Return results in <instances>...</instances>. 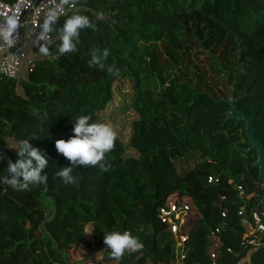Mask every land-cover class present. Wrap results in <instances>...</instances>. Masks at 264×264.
<instances>
[{
	"label": "trees",
	"instance_id": "16d2710c",
	"mask_svg": "<svg viewBox=\"0 0 264 264\" xmlns=\"http://www.w3.org/2000/svg\"><path fill=\"white\" fill-rule=\"evenodd\" d=\"M75 14L95 28L82 29L77 51L61 55L59 28ZM51 34L21 94L0 79V174L16 161L11 148L20 139L49 161L45 185L0 184V264H176L159 217L169 204L188 209L179 264H264V231L242 221L264 210V182L252 166L256 152H245L244 123L226 119L222 100L233 87L264 147V0H68ZM105 49V67H90L91 54ZM192 53H207L203 66ZM117 80L132 88L134 154L116 135L108 170L75 167L77 182L66 185L56 173L70 162L55 141L72 135L79 116L101 123ZM111 231L129 232L142 248L115 259L103 242ZM75 246L93 255L71 259Z\"/></svg>",
	"mask_w": 264,
	"mask_h": 264
},
{
	"label": "clouds",
	"instance_id": "9594fccd",
	"mask_svg": "<svg viewBox=\"0 0 264 264\" xmlns=\"http://www.w3.org/2000/svg\"><path fill=\"white\" fill-rule=\"evenodd\" d=\"M68 0H61V5L57 8L49 9L46 17L40 24V30L35 37L34 43L43 55H48L49 49L46 43L50 39V34L54 31L59 18L58 9ZM103 18V14H97L96 20ZM18 17L8 15L0 24V42L8 47L15 43V35L19 29ZM85 28H95V24L85 15H71L66 18L59 28V45L57 52L61 55L65 53H75L80 32ZM109 53L105 49L100 54L92 53L89 66H97L100 69L105 67L104 60ZM109 72H114L113 67L108 68ZM118 72V70H116ZM115 74V73H114ZM88 115L79 116L72 124V135L65 139H57L54 147L57 153L62 154L70 162V166L60 167L56 175L66 185L75 184L77 178L73 176V169L78 166H99L101 171H107L108 167L104 163L105 154L114 147L116 133L113 128L105 123L90 122ZM35 139V138H33ZM32 140V139H31ZM30 139L18 140L14 147L17 159L15 162L8 161L6 174H0V184L8 185L13 190L24 191L30 186L45 185L47 174H41L42 170L49 167V161L42 150L32 146ZM0 159H3L0 156ZM104 244L110 250L111 255L119 260L125 253L131 254L142 248L138 239L127 231H111L104 234Z\"/></svg>",
	"mask_w": 264,
	"mask_h": 264
},
{
	"label": "built area",
	"instance_id": "2783aa9c",
	"mask_svg": "<svg viewBox=\"0 0 264 264\" xmlns=\"http://www.w3.org/2000/svg\"><path fill=\"white\" fill-rule=\"evenodd\" d=\"M61 5V0H15L11 3L0 0V24L8 15H15L18 17L19 29L15 35V43L12 47H8L4 43L0 42V79L21 81L25 79L34 67L35 60L41 55L37 45L34 43L35 37L40 30V24L46 17V13L49 9L57 8ZM59 18L56 26L62 16L68 11V2L63 4L58 9ZM55 26V27H56ZM52 40V34L46 45ZM1 164V159H0ZM215 177H210L209 182L215 181ZM162 208V210L164 212ZM167 211L159 215L160 219L167 224L170 228L172 236L177 239V243L183 247V242L186 239L185 235L180 232V227L184 223V217L187 214V207L176 208L169 204ZM160 213V211H159ZM238 215H242V211L238 212ZM224 216V215H223ZM243 224L252 231L257 233L264 231V210L262 212H252L250 219L243 218ZM167 228V230H168ZM169 230V231H170ZM179 241V242H178ZM250 244H254V241H249ZM181 254V253H180ZM177 256L176 264L183 259V255ZM241 261L239 264H242Z\"/></svg>",
	"mask_w": 264,
	"mask_h": 264
},
{
	"label": "rangeland",
	"instance_id": "374dc122",
	"mask_svg": "<svg viewBox=\"0 0 264 264\" xmlns=\"http://www.w3.org/2000/svg\"><path fill=\"white\" fill-rule=\"evenodd\" d=\"M193 52V51H192ZM207 53H200L198 56V60H196V57L193 58V53H192V61L199 66H203V61L206 59ZM193 70H196L193 67ZM223 82V81H222ZM20 81H16L15 84V91L17 94H21V89L19 85ZM215 90H217L218 94H222L221 91H223V86H215ZM131 91L132 88L130 84L127 81L124 80H117L115 87H114V92H113V97L111 103L108 105V107L100 113V122L105 123L110 125L113 130L115 131L117 137L122 141L126 148V153L129 155L134 154V152L129 148V139H130V123L132 119L134 118V115L131 111V108L129 107V100L131 97ZM223 98H229L228 93L223 97ZM184 164L185 161H183ZM178 164V163H176ZM181 167H185V165H181V162H179ZM164 212L167 213V211H170V209L167 207L166 209H163ZM162 210H160V214L164 213ZM165 217V216H163ZM168 228V237L172 242L173 245V250L176 256H179L181 253V244L177 243V239H175L172 236L171 230ZM87 237H91L89 235V232L87 231L85 235V239ZM179 242V241H178ZM88 249V250H87ZM86 250L89 251L86 253L84 250L81 251V249H78L77 246H75L71 251H69V256L71 259H81L82 257L84 258L85 255H93V252L91 248L86 247ZM249 260V257L247 258ZM243 264V262H242Z\"/></svg>",
	"mask_w": 264,
	"mask_h": 264
},
{
	"label": "water",
	"instance_id": "95a60500",
	"mask_svg": "<svg viewBox=\"0 0 264 264\" xmlns=\"http://www.w3.org/2000/svg\"><path fill=\"white\" fill-rule=\"evenodd\" d=\"M233 87L230 89V98L222 99L229 105V109L225 112L226 119H234L235 123H244L245 135L250 143V146L245 149V152L255 151L256 160L252 163V166L257 168V178L260 182H264V147L262 143L256 139L253 133V117H248L243 111L238 109L237 99L233 94Z\"/></svg>",
	"mask_w": 264,
	"mask_h": 264
},
{
	"label": "flooded vegetation",
	"instance_id": "af4514ba",
	"mask_svg": "<svg viewBox=\"0 0 264 264\" xmlns=\"http://www.w3.org/2000/svg\"><path fill=\"white\" fill-rule=\"evenodd\" d=\"M229 98H230V93H229Z\"/></svg>",
	"mask_w": 264,
	"mask_h": 264
}]
</instances>
